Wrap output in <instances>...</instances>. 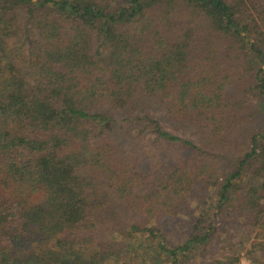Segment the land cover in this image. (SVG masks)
Masks as SVG:
<instances>
[{
	"label": "trees",
	"instance_id": "obj_1",
	"mask_svg": "<svg viewBox=\"0 0 264 264\" xmlns=\"http://www.w3.org/2000/svg\"><path fill=\"white\" fill-rule=\"evenodd\" d=\"M133 123L174 154L121 151ZM216 243L210 264H264V0H0V264H197Z\"/></svg>",
	"mask_w": 264,
	"mask_h": 264
},
{
	"label": "rangeland",
	"instance_id": "obj_2",
	"mask_svg": "<svg viewBox=\"0 0 264 264\" xmlns=\"http://www.w3.org/2000/svg\"><path fill=\"white\" fill-rule=\"evenodd\" d=\"M24 39L25 38L22 37L21 35V37H18L17 39L14 40V45L16 48L21 46L20 49L21 51L18 54V57L20 58L19 61L22 65H24L22 57L25 55V51H27V46L23 44ZM246 106L247 107H245V109L242 111L243 114L240 116L242 119L241 123H238L235 126L234 131L232 132V135L234 137V142L236 143V145L234 144L235 147L233 148L236 153L244 152L247 149L248 143L246 142L245 140L246 137L244 138V136L250 133L251 130L257 131L260 125L259 115L253 112L252 107H250L248 104H246ZM231 108L232 109L236 108V106L233 105V107ZM150 114L156 118H159L163 128L166 131H169L174 135L186 139H191L195 142L197 141L198 135L195 133L196 131L191 129L190 126L188 127L184 124H177L171 121L165 115H162L157 111H153V112L150 111ZM121 115H122L121 112L116 113L117 119H119L118 117H120ZM125 116L126 115L124 114L123 117ZM132 125L133 126L128 124L126 128H121L119 125L116 126V128L114 129L112 135H114L115 141H117L119 145L122 144L121 151H123L124 153H128L131 150V148L133 147L138 148L140 152V156H142L143 154H147L145 163H149V164L158 163L160 162V160H162V158H160V160L158 161L154 157V155L158 157H161L163 155H167L171 157L174 154L175 150H171L166 147L160 148L163 146L162 143H160V141L155 139L152 133L148 131L142 132V130L139 129L137 125H135V123H133ZM9 128L12 129L13 126L9 125ZM149 152H151V154H149ZM210 189H212L210 185L204 184L200 187V190L202 192L210 191ZM200 206L201 205L199 204H195L193 199L190 200L189 205L187 207L183 206L176 212L177 214H175L174 223L171 222L169 226L166 225L161 226L164 229V232L169 233L172 236L181 232L182 230L186 231L187 223H189L197 215ZM126 235L128 236L127 233H121V235L118 238L122 239L123 237H127ZM133 235H135V233ZM217 245H218L217 243L213 244L210 250L204 255H202L200 259H198L197 264H210V262L214 259V257L217 256L218 253ZM132 263L140 264V260L137 261L136 258H133ZM238 264H252V262L244 253H242V256L240 257V261Z\"/></svg>",
	"mask_w": 264,
	"mask_h": 264
}]
</instances>
